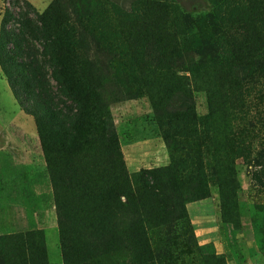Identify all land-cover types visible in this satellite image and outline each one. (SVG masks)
Returning a JSON list of instances; mask_svg holds the SVG:
<instances>
[{"label":"trees","instance_id":"trees-1","mask_svg":"<svg viewBox=\"0 0 264 264\" xmlns=\"http://www.w3.org/2000/svg\"><path fill=\"white\" fill-rule=\"evenodd\" d=\"M11 1L14 7L20 2L25 12L17 13L15 19L8 8L3 11L0 67L19 106L35 119L50 172L63 264L78 257L70 254H78L79 248L71 246L78 240L71 241L70 248L65 243L71 232L78 239L82 231L89 238L111 234L115 226L109 220L123 213L122 220H116L114 235L123 239L124 248L135 254L138 264H151L147 229L182 222L183 203L202 198L204 184L212 180L223 206L227 192L236 186L231 169L234 157L249 159L251 100L264 105V0H240L224 11L216 8L212 15L222 28L220 63L191 62L187 77L168 69L172 63L167 60L186 57L193 43L185 30L175 24L168 28L171 7L165 0H142L140 9H132L131 14L115 10L119 25L132 27L134 32L129 29L127 34L137 39L131 49L124 50L100 41L99 28L92 22L95 0H53L40 14L25 1ZM149 45L156 48L161 61L144 59L149 58L144 53ZM97 56H108L107 78L101 79V72L98 76ZM110 70L122 74L123 83L113 75L110 78ZM189 84L201 86L206 93L203 117L194 111ZM106 85L119 96L135 85L148 97L157 120L167 115L163 117L167 122L158 128L170 151V166L149 172L151 186L136 180L130 189L133 182L127 179L103 98L105 93L112 100L116 95L106 91ZM152 85L165 87L157 94ZM166 92L168 97H163ZM156 173L165 174L164 192L155 186ZM180 176L190 183L182 195L174 186L181 182ZM79 244L83 245L80 239ZM0 264H47L39 234L1 235Z\"/></svg>","mask_w":264,"mask_h":264},{"label":"rangeland","instance_id":"rangeland-1","mask_svg":"<svg viewBox=\"0 0 264 264\" xmlns=\"http://www.w3.org/2000/svg\"><path fill=\"white\" fill-rule=\"evenodd\" d=\"M22 1L34 13L40 14L53 0ZM141 1L95 0L92 4L95 12L92 22L99 28L100 41L123 50L131 49L137 41L129 35L134 31L131 27L127 34L129 29L119 25L114 12L131 14L132 9H140ZM239 1L165 0L171 7L168 28L173 29L175 24L177 29H183L191 36L193 43L192 51L186 57L167 60L172 63L168 69L187 77L186 70L192 66L191 62L202 66L220 63L222 55L218 37L222 28L212 13L216 8L222 11L231 9ZM11 2L0 0V21L7 8L15 19L17 13L25 12L20 2L16 7ZM144 53L149 57L144 58L146 61H161L152 45L147 46ZM97 57L100 62L98 76L101 72V79L107 78L104 66L107 65L108 56ZM108 73L110 78L113 75L114 80L116 78L123 83L125 77L122 74L116 70L115 73L111 70ZM129 87V92L119 96L106 85V91L110 89L116 98L112 100L113 97L106 93L103 98L108 102L114 136L128 181L138 180L151 186L149 172L170 166V151L164 147L158 128L162 122H167L163 118L167 115L163 113L157 120L146 94L135 85ZM164 87L152 85L151 90L159 94ZM189 93L196 115L205 116L207 106L203 88H194L189 84ZM168 94L166 92L163 97H168ZM251 104L253 128L250 136L253 149L249 159L234 157L231 169L236 186L227 192V201L221 205L215 181H209L204 184L202 198L183 203L186 216L182 222L147 229L146 235L152 245L151 264H218L215 259L222 260L223 264H264V124L260 126V120L264 118V105L260 106L254 99ZM153 152L156 157H151ZM185 166L187 164L181 165V168ZM156 174L155 186L164 192L165 174ZM179 179L181 182L174 186L182 195L190 188V183H186L187 177L180 176ZM134 182L130 183L132 190ZM121 201L127 203L123 198ZM121 216H125V213L119 214L115 220H109L110 226H118L116 220L120 222ZM115 227L111 234H101L96 238H89L88 232H80L79 239L83 245L79 244L78 235L71 232L65 238V243L69 248H79V252H71V255L78 257H71L73 259L68 260L67 264H138L135 254L124 248L123 239L114 235ZM26 231L39 234L47 264H63L50 172L36 133L35 119L19 106L0 67V236ZM77 240L79 246H74L71 241Z\"/></svg>","mask_w":264,"mask_h":264},{"label":"crops","instance_id":"crops-1","mask_svg":"<svg viewBox=\"0 0 264 264\" xmlns=\"http://www.w3.org/2000/svg\"><path fill=\"white\" fill-rule=\"evenodd\" d=\"M163 143V142H162ZM162 143H160L162 145ZM164 145V144H163ZM165 147V146H164ZM157 149L160 150V147L158 148L157 146ZM156 155V153L154 154V152L152 153V156L151 157H154ZM156 157V156H155Z\"/></svg>","mask_w":264,"mask_h":264}]
</instances>
